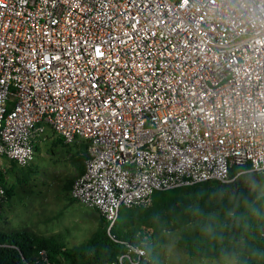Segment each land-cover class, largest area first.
Returning <instances> with one entry per match:
<instances>
[{
	"label": "built area",
	"instance_id": "built-area-1",
	"mask_svg": "<svg viewBox=\"0 0 264 264\" xmlns=\"http://www.w3.org/2000/svg\"><path fill=\"white\" fill-rule=\"evenodd\" d=\"M49 131L87 144L69 196L108 235L155 192L264 175V0H0V159Z\"/></svg>",
	"mask_w": 264,
	"mask_h": 264
},
{
	"label": "trees",
	"instance_id": "trees-1",
	"mask_svg": "<svg viewBox=\"0 0 264 264\" xmlns=\"http://www.w3.org/2000/svg\"><path fill=\"white\" fill-rule=\"evenodd\" d=\"M54 143L65 144L60 137ZM87 158L84 142L73 159L78 175L84 172ZM246 168L232 167L229 176L233 178ZM19 170L23 171L16 177L17 184L28 182L35 173L32 165ZM255 176L264 179V175ZM72 182L65 185L68 193ZM0 185L10 196L1 166ZM247 205L258 207L261 215L251 214ZM263 217L264 192L252 193L239 178L227 184L208 181L155 192L148 207L121 208L110 235L104 218L99 216L90 237L71 247H67L63 233L44 236L25 230L0 231V264H43V254L48 264H160L159 251L172 230L178 233L176 246L190 258L214 260L235 253L236 264H264ZM136 248L146 255H136L132 251Z\"/></svg>",
	"mask_w": 264,
	"mask_h": 264
},
{
	"label": "rangeland",
	"instance_id": "rangeland-1",
	"mask_svg": "<svg viewBox=\"0 0 264 264\" xmlns=\"http://www.w3.org/2000/svg\"><path fill=\"white\" fill-rule=\"evenodd\" d=\"M55 138L49 131L46 140L37 148L31 164L35 173L28 182L16 183V177L23 170L16 169L13 163L2 166L10 196H6L0 205V231L17 233L25 230L44 236L63 233L67 247H71L90 237L99 214L71 201L65 189L66 183L78 175L73 159L84 142L56 144ZM237 178L252 193L264 192V179L247 174ZM177 235V230L170 231L168 242L159 251L160 264H236L235 253L214 260L190 258L176 246Z\"/></svg>",
	"mask_w": 264,
	"mask_h": 264
},
{
	"label": "clouds",
	"instance_id": "clouds-1",
	"mask_svg": "<svg viewBox=\"0 0 264 264\" xmlns=\"http://www.w3.org/2000/svg\"><path fill=\"white\" fill-rule=\"evenodd\" d=\"M248 210L251 214L255 215V216H260L261 215V211L258 207L254 206V205H247Z\"/></svg>",
	"mask_w": 264,
	"mask_h": 264
},
{
	"label": "crops",
	"instance_id": "crops-1",
	"mask_svg": "<svg viewBox=\"0 0 264 264\" xmlns=\"http://www.w3.org/2000/svg\"><path fill=\"white\" fill-rule=\"evenodd\" d=\"M6 164H8V162L6 161V159H4V158L3 159H0V166H4ZM68 195H69V193H68Z\"/></svg>",
	"mask_w": 264,
	"mask_h": 264
}]
</instances>
